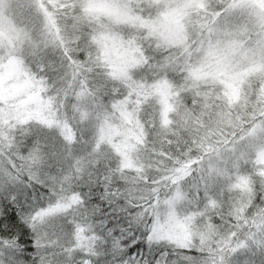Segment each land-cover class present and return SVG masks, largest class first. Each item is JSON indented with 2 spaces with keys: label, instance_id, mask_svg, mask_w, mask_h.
<instances>
[{
  "label": "snow or ice",
  "instance_id": "snow-or-ice-1",
  "mask_svg": "<svg viewBox=\"0 0 264 264\" xmlns=\"http://www.w3.org/2000/svg\"><path fill=\"white\" fill-rule=\"evenodd\" d=\"M0 264H264V0H0Z\"/></svg>",
  "mask_w": 264,
  "mask_h": 264
}]
</instances>
